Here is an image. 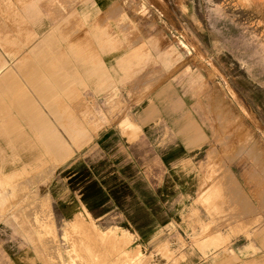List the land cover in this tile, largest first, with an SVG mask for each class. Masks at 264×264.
I'll return each mask as SVG.
<instances>
[{
  "label": "crops",
  "instance_id": "crops-1",
  "mask_svg": "<svg viewBox=\"0 0 264 264\" xmlns=\"http://www.w3.org/2000/svg\"><path fill=\"white\" fill-rule=\"evenodd\" d=\"M119 3L70 0L57 13L51 12L53 4L41 2L31 5L25 18L28 24L22 29L7 30L9 37L26 39L22 49L7 51L30 54L29 64L21 68L36 79L34 90L51 95L57 88L49 85H54L71 95L46 96L44 100H50L46 113L18 102V97L10 102L0 98L4 101L0 160L20 157V148L29 149L40 163L45 156L56 162L68 158L63 159L66 153L59 149L62 137L46 125L41 127L38 116L53 115L61 117L63 124L69 122L68 112L57 101L80 100L81 92L86 100L100 102L108 118L86 148L83 169L97 182L104 206L107 199L118 197L119 212L129 217L122 229L140 242L136 239L134 247L120 252L110 251V246L95 252L94 227L80 216L81 209L86 208L93 219L105 218L107 213L96 216L94 189L87 187L82 194L88 200L66 221L73 240L71 252L56 258L60 264H264V219L255 224L258 217L253 210L227 205L229 196L208 204L218 195L206 186L210 134L199 84H192L188 68L176 62L163 42L145 35V44L139 42L141 22L114 15ZM0 77V94H12L7 62L0 64ZM118 101L125 107L112 113L111 103ZM11 174L6 172L5 177ZM38 201L36 208L46 203ZM148 241L152 251L144 255L138 246ZM39 261L31 253L22 257V264Z\"/></svg>",
  "mask_w": 264,
  "mask_h": 264
},
{
  "label": "rangeland",
  "instance_id": "rangeland-1",
  "mask_svg": "<svg viewBox=\"0 0 264 264\" xmlns=\"http://www.w3.org/2000/svg\"><path fill=\"white\" fill-rule=\"evenodd\" d=\"M69 1L0 0V64L7 62L12 77L11 85L5 83L14 88L12 94L2 93L0 98L7 97L6 101L10 102L12 97H18V102H28L37 111L46 113L50 103L44 100L46 96L71 95L54 85H49L53 90L57 88L51 95L37 93L32 84L36 79L21 68L29 64L30 54L7 51L22 49L26 39L6 35L7 30L22 29L28 24L25 18L31 5L53 4L51 12L58 13V9L67 8L64 3ZM115 7L114 15L135 17L141 22V44L146 42L144 35L152 41L163 42L176 62L188 68L192 84H199L210 134L206 186L218 195L209 199L208 204L220 203L224 195L229 196L227 205L253 210L258 217L255 224L262 222L264 0H120ZM41 63L46 64L44 60ZM51 64L56 65V62ZM67 89L71 92L70 87ZM79 96L80 100L57 101L69 114L66 117L69 122L65 124L61 117L38 116L43 123L41 127L48 126L62 137L64 143L59 149L66 153L63 159L67 155L68 158L56 162L45 156L40 163L31 157L29 149L20 148V157L0 160V264H22L23 255L30 253L40 258L38 264H60L57 259L62 253L71 252L73 240L66 221L88 200L82 194L87 187L94 189L96 216L107 213L105 218L93 219L86 208L81 209L84 214L80 216L87 217L94 227L95 252L102 253L106 246H110L112 252H120L134 247L136 239L140 242V238L122 229L129 217L119 212L118 197L107 199L104 206L98 196L97 182L83 169L86 148L108 118L104 117L100 102L86 100L81 92ZM2 102L0 100V105ZM115 103H111L112 113L125 107L123 102ZM77 170L79 173L75 174ZM5 171L12 174L5 177ZM39 199L46 203L36 208ZM147 200L149 202V198ZM150 232L146 230V238H150ZM138 248L144 255L152 251L149 241ZM96 264L102 262L96 261Z\"/></svg>",
  "mask_w": 264,
  "mask_h": 264
},
{
  "label": "bare ground",
  "instance_id": "bare-ground-1",
  "mask_svg": "<svg viewBox=\"0 0 264 264\" xmlns=\"http://www.w3.org/2000/svg\"><path fill=\"white\" fill-rule=\"evenodd\" d=\"M242 3V2H241ZM264 33V32H263ZM264 35V34H263ZM224 125V124H223ZM237 199V198H236ZM243 205V204H242Z\"/></svg>",
  "mask_w": 264,
  "mask_h": 264
}]
</instances>
